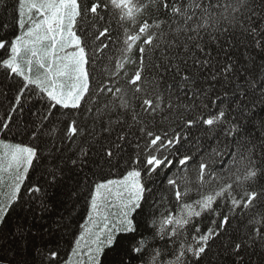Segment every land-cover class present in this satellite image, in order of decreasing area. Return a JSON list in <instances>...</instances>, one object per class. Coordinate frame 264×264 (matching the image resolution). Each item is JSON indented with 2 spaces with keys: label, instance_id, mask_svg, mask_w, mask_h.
Returning <instances> with one entry per match:
<instances>
[{
  "label": "snow or ice",
  "instance_id": "obj_1",
  "mask_svg": "<svg viewBox=\"0 0 264 264\" xmlns=\"http://www.w3.org/2000/svg\"><path fill=\"white\" fill-rule=\"evenodd\" d=\"M4 13L0 70L19 80L0 102V264H60L63 218L25 224L61 189L87 205L65 264H264V0H0ZM121 161L122 178L89 181ZM157 193L180 208L159 227Z\"/></svg>",
  "mask_w": 264,
  "mask_h": 264
},
{
  "label": "trees",
  "instance_id": "obj_2",
  "mask_svg": "<svg viewBox=\"0 0 264 264\" xmlns=\"http://www.w3.org/2000/svg\"><path fill=\"white\" fill-rule=\"evenodd\" d=\"M15 3V0H9V5H13ZM6 15L0 14V18H3V16ZM258 71V69H257ZM19 80V77L13 79L12 77L5 78L2 70H0V102H2L5 106H7L9 100L5 99V96L11 98L16 91V83ZM38 97L33 96L31 100L27 101L25 104V110L22 114H17L18 121L21 123V126H23L24 121H29L34 119L35 117L30 115L28 112V108L32 107L33 111L35 109L40 108L39 104L33 105V102L37 100ZM250 107H252L250 105ZM264 108V105H260L257 102V105L253 108V111L257 112L258 115H264V113L260 112V109ZM0 116H3V109L0 108ZM63 119V117H61ZM245 123H247L245 121ZM195 133V130H194ZM253 136L261 135L260 129H259V120L255 121V131L252 133ZM24 141L27 143V140L24 137L17 136L14 139L12 137H9L6 142L7 143H19L21 141ZM71 147V145H69ZM130 170L125 167L124 162L121 161L120 165L116 168L109 169L107 167L104 168L103 173L97 176H92L91 173H88L89 181H95L100 178H106V179H120L122 178L123 174H126V171ZM173 172L176 171V169L172 170ZM84 172H87V169L84 170ZM42 175V169L32 170L30 169L29 177L26 179L24 186L21 188V194L23 195V198L25 200L28 199V193H27V187L31 184L35 183L38 180H41ZM193 176H195V173H193ZM6 178V177H5ZM79 179L81 182H83L84 179V173H81ZM163 179V176L161 177ZM7 181V179L5 180ZM69 185L73 183V181H67ZM195 187V186H193ZM6 183L4 185H0V199L4 198L7 195V191L5 192ZM66 191V189H61L59 192H57L52 200V204H54V208L51 209L50 214H42L38 210L35 212V219H33V214H28V220L26 221L25 226L32 225L33 231L35 232L37 228H39L40 225H44L45 228L47 227H55V225L52 223L53 221H62V225H66V227H61L60 232L57 233V238L59 242V250H60V256L61 261L60 264H65V262L68 260V257L72 254V248L75 246V240L79 236L82 229L80 228L81 224L85 223V220L87 219V205L83 198L80 200H76L75 197L69 198L67 195H64L63 193ZM198 198V195L195 191L189 193V197L186 198L185 202H191ZM157 207H156V219H157V227H159V220L161 218V213H164L165 215L171 213L172 215H179L180 214V208L178 207V204L175 200V197L170 194H165V202L161 205L160 204V193H157ZM25 207H28V205H25ZM33 207H37L35 204ZM41 215H44V219H39ZM18 223L17 220V213L14 211L8 218V221L6 225L3 228V235L8 236L9 230H14L15 224ZM205 224L210 223L208 219L204 220ZM236 226V222L233 221V227ZM149 228L152 232H155V229L151 227V224L149 223ZM8 239H11L10 236H8ZM0 243H7V240H0ZM163 244V241H160L159 238H157L156 246L160 247ZM162 254L164 256L165 261L170 259L171 257L168 255V252L171 251L170 245L167 248H162Z\"/></svg>",
  "mask_w": 264,
  "mask_h": 264
},
{
  "label": "rangeland",
  "instance_id": "obj_3",
  "mask_svg": "<svg viewBox=\"0 0 264 264\" xmlns=\"http://www.w3.org/2000/svg\"><path fill=\"white\" fill-rule=\"evenodd\" d=\"M35 71V70H34ZM5 175V180L7 179V176H6V174H4ZM7 191V193L10 191V189H9V187L7 186V183H6V188H5V192ZM72 255V254H71ZM79 260V257H77V256H73L72 257V264H77V261Z\"/></svg>",
  "mask_w": 264,
  "mask_h": 264
}]
</instances>
